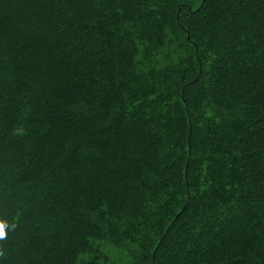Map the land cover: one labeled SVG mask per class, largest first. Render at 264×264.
I'll return each instance as SVG.
<instances>
[{
	"label": "trees",
	"instance_id": "1",
	"mask_svg": "<svg viewBox=\"0 0 264 264\" xmlns=\"http://www.w3.org/2000/svg\"><path fill=\"white\" fill-rule=\"evenodd\" d=\"M0 0V264H264V0Z\"/></svg>",
	"mask_w": 264,
	"mask_h": 264
},
{
	"label": "rangeland",
	"instance_id": "2",
	"mask_svg": "<svg viewBox=\"0 0 264 264\" xmlns=\"http://www.w3.org/2000/svg\"><path fill=\"white\" fill-rule=\"evenodd\" d=\"M201 2V0H195V2L193 3L194 6H197L199 3ZM107 253L109 255V264H125V261L119 260V256L124 255L126 256L124 250L119 249V248H115L114 246L110 245L109 249H107Z\"/></svg>",
	"mask_w": 264,
	"mask_h": 264
},
{
	"label": "clouds",
	"instance_id": "3",
	"mask_svg": "<svg viewBox=\"0 0 264 264\" xmlns=\"http://www.w3.org/2000/svg\"><path fill=\"white\" fill-rule=\"evenodd\" d=\"M4 233L3 231H0V237H3Z\"/></svg>",
	"mask_w": 264,
	"mask_h": 264
}]
</instances>
